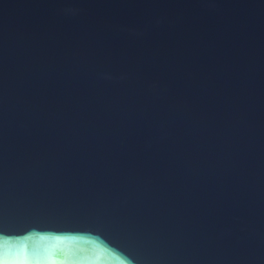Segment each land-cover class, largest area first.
<instances>
[{"label": "water", "instance_id": "water-1", "mask_svg": "<svg viewBox=\"0 0 264 264\" xmlns=\"http://www.w3.org/2000/svg\"><path fill=\"white\" fill-rule=\"evenodd\" d=\"M0 264H264V0H0Z\"/></svg>", "mask_w": 264, "mask_h": 264}]
</instances>
